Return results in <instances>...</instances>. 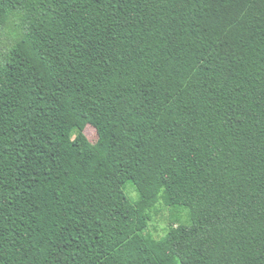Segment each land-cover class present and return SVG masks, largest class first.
Here are the masks:
<instances>
[{"label": "trees", "instance_id": "trees-1", "mask_svg": "<svg viewBox=\"0 0 264 264\" xmlns=\"http://www.w3.org/2000/svg\"><path fill=\"white\" fill-rule=\"evenodd\" d=\"M0 264H264V0H0Z\"/></svg>", "mask_w": 264, "mask_h": 264}, {"label": "rangeland", "instance_id": "rangeland-1", "mask_svg": "<svg viewBox=\"0 0 264 264\" xmlns=\"http://www.w3.org/2000/svg\"><path fill=\"white\" fill-rule=\"evenodd\" d=\"M86 133L89 137L92 139L96 135V129L93 127H89L86 130ZM125 191L132 199H136L138 197V193L135 191L134 186L131 183H127L125 186ZM172 209L168 206H166L163 202L151 212V215L149 216V227L152 233L156 238H160L166 230L174 224L172 218Z\"/></svg>", "mask_w": 264, "mask_h": 264}]
</instances>
